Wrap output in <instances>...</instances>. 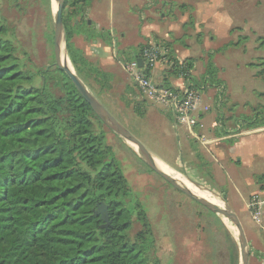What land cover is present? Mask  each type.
<instances>
[{
  "label": "rangeland",
  "instance_id": "rangeland-1",
  "mask_svg": "<svg viewBox=\"0 0 264 264\" xmlns=\"http://www.w3.org/2000/svg\"><path fill=\"white\" fill-rule=\"evenodd\" d=\"M93 1L99 4L97 7H100L102 16H110L117 23L124 12L133 14V4L140 0H91L89 6ZM144 2L153 4L161 15L165 14L167 29L177 24L180 31L169 29L167 33L172 54H176L179 47L186 46L188 51L194 50V56L202 66L200 77L190 82L189 88L199 90L202 98L208 93L209 110L215 118L216 128L229 139L226 143L221 140L227 151L221 156L222 160L209 150L200 156L211 161L210 168L219 165L222 169H211L210 174L203 177L192 168L181 167L178 161L181 157L183 159V150L180 153L176 148L172 154L162 152L157 143L163 140L166 131L161 123L157 127L153 121L154 115L162 114L161 108L141 97L131 83H125L118 67L109 66L100 73L97 59L92 55L85 56L87 52L82 37H74L73 48L68 52L64 32L66 61L96 103L145 149L162 157L188 179L209 188L226 202L243 227L251 250L249 264H264V221L258 223L255 219L257 207H250L252 198L258 196L260 219L263 220L264 123L260 121L259 125L246 127L251 120L264 119V0H142L141 3ZM159 4L162 6L158 8ZM55 6L56 0H0V17L13 39L17 56H26L34 68L49 67L52 72H55ZM86 7L84 3L72 6L65 2L63 27L72 26L73 33H91L92 26L83 23L88 18L86 13L83 21L81 19ZM157 21L162 22L159 17ZM144 44L116 49L117 60L128 59L127 55L134 57ZM80 58L90 63L83 66ZM76 65H81V72ZM152 81L157 83L154 79ZM120 82L127 84V91L132 95L140 96L147 114L136 115L132 111L134 104L122 107L120 89L115 87ZM204 86L208 87L207 93ZM98 127V131L100 128L104 131V144L111 147L115 162L133 192L132 198L144 207L141 220L134 218L130 233L134 238L143 231L151 232L156 245V254L152 250L149 255L151 264H241L235 231L224 217L213 214L174 189L138 159L108 127L104 124ZM230 132L234 134H227ZM221 133L215 132L214 135L217 137ZM215 139V136H206L203 138L205 143L200 138L196 142L209 148L216 144ZM156 161L178 173L158 159ZM228 161L232 163L231 172L224 169V162Z\"/></svg>",
  "mask_w": 264,
  "mask_h": 264
},
{
  "label": "trees",
  "instance_id": "trees-1",
  "mask_svg": "<svg viewBox=\"0 0 264 264\" xmlns=\"http://www.w3.org/2000/svg\"><path fill=\"white\" fill-rule=\"evenodd\" d=\"M16 51L0 17V264H151V232L130 233L144 207L104 144L103 122L56 65L34 68ZM190 69L172 67L188 82Z\"/></svg>",
  "mask_w": 264,
  "mask_h": 264
},
{
  "label": "crops",
  "instance_id": "crops-1",
  "mask_svg": "<svg viewBox=\"0 0 264 264\" xmlns=\"http://www.w3.org/2000/svg\"><path fill=\"white\" fill-rule=\"evenodd\" d=\"M90 1L91 0H88L86 10L81 19L83 21L84 15L86 13L88 18H86L83 23L88 26H92L91 28L93 31L89 34H80L78 32L74 33L71 39V45H74V37H82L84 39V48H86L85 50L87 52L85 56L92 55L95 59H97V61L100 63V73L105 71L106 67L115 66L118 67L123 74L122 78L125 83H131L128 75L123 71L120 61L116 58V53H118L116 49H130L133 45L138 47L143 43L153 42L163 48L165 58V60L158 63L151 72L152 79L157 82L156 85L175 89H185L189 88L190 82H194L197 77H200L202 66L200 65L199 60L194 56V50L190 49V51H188L189 48L183 46V48H178L176 54H172L170 45L168 43L167 33L169 32V29L172 31L180 30L177 24L167 29L166 22H164L166 17L165 14L161 15V12L158 9H154L155 7L153 4H146L145 2L141 3L142 0H140L138 4L134 2L133 5L135 7L133 9V14L124 12L119 16L117 23H115V21L111 19L110 16H102L100 14V7H97L99 4L96 3V1H93L89 6ZM157 6L159 8V6H162V4ZM157 17H159L162 22L157 21ZM63 57L67 59L65 50ZM85 61L86 64L90 63L86 59ZM186 61L191 65L189 72L191 79L190 82L186 81L181 75H176V72L172 70V67L175 63L181 66ZM65 63H67L69 66L67 61ZM116 84L117 85H115V87H118L121 92V94H119V98L120 104L123 108L126 105L131 106L134 104L135 106L132 111L136 115L143 116L148 113L145 111V108L143 109L144 105L142 106L143 101H141L140 96H134V94L132 95L127 91V84L124 85L121 82ZM204 87V92L207 93L208 87ZM207 95L208 93L202 98L200 94L201 97L197 112L198 122L191 132L182 126H176L172 121L170 114L166 111L164 112L163 109L161 110L156 105L155 106L160 109V111H162V114H156L153 116V121L155 123L154 125L159 127L157 124L161 123L164 126V130L166 131L164 133L163 140L160 143H157L161 151L167 154H172L176 151V148H178L180 153L181 150H183V159L185 162H181L183 160L182 157L180 161H178L181 167L185 169L192 168L196 173L201 174L203 177L208 176L211 169H222V166L219 167V165H213L212 168H210L209 164L211 161L208 160L206 156H200V154L209 150L215 153L221 159V156H224L225 152H227L225 147L223 149L221 142L224 141V143H226V141H228L227 139H229V137L221 133L222 131H220L219 128H216L215 118L212 115V112L209 110L210 104ZM215 132L221 134L217 135L216 137V135H214ZM227 134H234V132ZM201 136H215V138H217L215 139L217 142L209 148H203L196 142ZM146 151L169 168L187 177V175L179 172L173 165L166 162L162 157L154 155L148 149H146ZM226 155L229 156L230 154ZM224 169L231 172V170H233L232 163L229 161L226 163L224 162Z\"/></svg>",
  "mask_w": 264,
  "mask_h": 264
},
{
  "label": "water",
  "instance_id": "water-1",
  "mask_svg": "<svg viewBox=\"0 0 264 264\" xmlns=\"http://www.w3.org/2000/svg\"><path fill=\"white\" fill-rule=\"evenodd\" d=\"M64 1L65 0H56V8L53 14V21H54L53 56L56 67L69 78V80L71 81L72 85L74 86L78 94L90 106L94 114L103 122V124L106 127H108L112 132H114L129 147V149L134 153V155L138 159H140L152 172L157 174L160 178H162L174 189L191 197L193 200H195L197 203H199L201 206H203L213 214L224 217L232 225V228L234 229L237 238L239 254L241 256V264H249V256H250L249 245L245 237L243 227L236 214L230 209V207L226 204V202L218 194L212 192L209 188L197 182L191 181L187 177L186 178L192 184L193 187H195L198 190L207 192L212 196H214L215 198L219 199L222 202V206H213L193 197L187 192L188 190L187 187L173 181L170 178V176H168V174H166L158 166V164H156V162L152 161L146 156L148 152L140 144V142L136 138H134L130 134V132H128L118 121H116L104 107L96 103L94 97L87 90V88L82 83V81L77 77V75L72 70V68H68L66 65L62 63L59 41L61 39L64 40V27L62 22ZM136 62L139 66H141L140 59H137ZM98 213L104 215V220H105L106 219L105 215L107 213L106 206L101 204L100 207L98 208Z\"/></svg>",
  "mask_w": 264,
  "mask_h": 264
},
{
  "label": "built area",
  "instance_id": "built-area-1",
  "mask_svg": "<svg viewBox=\"0 0 264 264\" xmlns=\"http://www.w3.org/2000/svg\"><path fill=\"white\" fill-rule=\"evenodd\" d=\"M137 59L141 60V66L137 64ZM164 60L163 48L151 42L141 46L133 59H124L120 63L141 97L168 112L176 126H182L191 132L198 122L197 112L201 97L199 90L175 89L153 83L151 72L158 63ZM203 138V136L200 137L201 142L205 143ZM257 199L258 196L252 198L250 207L253 209L257 207L255 219L261 223L264 221V215H262L263 220L260 219V203Z\"/></svg>",
  "mask_w": 264,
  "mask_h": 264
},
{
  "label": "bare ground",
  "instance_id": "bare-ground-1",
  "mask_svg": "<svg viewBox=\"0 0 264 264\" xmlns=\"http://www.w3.org/2000/svg\"><path fill=\"white\" fill-rule=\"evenodd\" d=\"M55 8H56V6H55ZM59 46H60V54H61V61H62V63L64 64V65H66L68 68H70L69 66H68V64L67 63H65L66 62V59H65V57H63V53H64V40L63 39H61L60 41H59ZM65 61V62H64ZM149 159H151L152 161H154V162H156V164H158V166L166 173V174H168V176H170V178L173 180V181H175V182H177V183H179V184H181V185H183V186H185V187H187L188 188V193L190 194V195H192V194H194L195 196H200L202 199H200V198H198L197 197V199H199V200H201V201H203V202H205V203H208V204H210V205H213V206H222V202L219 200V199H217V198H215L214 196H212L211 194H209V193H207V192H204V191H201V190H198V189H196L195 187H193L192 186V184H190V182L188 181V179L185 177V176H183V175H181V174H179V173H175V172H173V171H170V170H168V169H166L164 166H163V164H161L160 162L158 163L155 159H153V157L148 153L147 155H146ZM195 191H193V190ZM196 198V197H195ZM213 201H215L216 202V204L213 202Z\"/></svg>",
  "mask_w": 264,
  "mask_h": 264
},
{
  "label": "flooded vegetation",
  "instance_id": "flooded-vegetation-1",
  "mask_svg": "<svg viewBox=\"0 0 264 264\" xmlns=\"http://www.w3.org/2000/svg\"><path fill=\"white\" fill-rule=\"evenodd\" d=\"M251 250H249V252H250Z\"/></svg>",
  "mask_w": 264,
  "mask_h": 264
}]
</instances>
